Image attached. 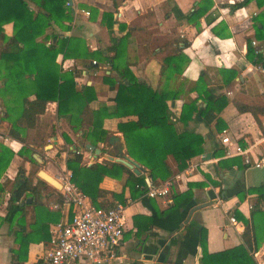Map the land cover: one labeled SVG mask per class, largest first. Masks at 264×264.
I'll use <instances>...</instances> for the list:
<instances>
[{"label":"crops","instance_id":"obj_1","mask_svg":"<svg viewBox=\"0 0 264 264\" xmlns=\"http://www.w3.org/2000/svg\"><path fill=\"white\" fill-rule=\"evenodd\" d=\"M199 1H202L204 11L197 19L199 27L196 30L195 24L186 20V17L197 7ZM237 1L239 0H66L67 4L64 3V11L71 18L68 22L69 28L64 31L56 30L61 35L73 34L81 37L89 50L96 51V54L85 58L65 57L59 51L54 60L61 70L74 72L76 87L87 84L93 88L94 97L87 103L90 109L102 105L110 108L114 103L116 82L110 83L105 79L108 78L105 74L114 79L118 78V74L102 57L113 53L108 49L109 36L119 38L126 35L122 63L126 61L131 73L151 86L182 88L178 98L167 100L168 119L174 123L176 130L185 127L204 137L203 151L191 156L185 167L177 170L172 156L167 155L166 161L173 173L163 180L152 181L155 184L168 181L170 190L172 187L178 192H187L188 189L191 192V198L180 211V226L175 231L167 232L157 226L137 230L143 223L150 221L151 209L157 214L167 209L172 201L169 192L151 197V200L143 203L140 197L128 196V188L123 185L125 173L118 178L102 176L98 185L108 192L100 198L113 200L114 197L109 191L120 192L125 197L122 202L124 207L122 237L118 247L119 261L112 264H200L201 249L196 242V233L201 225L205 228V247L209 252L230 247L240 241L243 224L232 210L236 208L238 212L248 216L255 194L246 193L240 200L236 194L247 185L264 180V97L255 101L256 95L264 93V64L261 61L253 62L245 55L246 47L249 46L254 54L260 56L259 59L264 60V39L254 34L255 27L264 28V5H257L255 0H249L242 5L233 6ZM113 16L115 21H112ZM110 19L112 22L108 27L107 22ZM2 28L9 35L11 22H4ZM50 29L52 27L46 28L45 32L48 33ZM177 37L188 39V44L181 48V53L187 60L179 73H173L166 79L163 73L166 70L163 57L169 49L171 51V45L165 46L164 42ZM229 68L235 70L230 79L227 71ZM199 75L205 86L227 99L217 112L224 122L221 130H216L214 120L207 125L201 118L198 107L204 105L205 100L200 97L197 98L198 109L191 118L184 125L177 122L181 103L196 95L194 90L187 88ZM234 99L259 107L257 115L260 126L250 111L236 109ZM3 109L0 98V142L13 152L0 175V264H33L39 259L43 262L42 254L49 238V227L62 221L64 212L60 206L56 219L50 211L54 207L46 204L51 198L50 191L42 190L21 197L19 204L23 206V212L12 221L2 218L6 212L10 183L17 174L18 167H22L26 173L30 165L25 154L17 153L23 142L8 134L7 122L1 119ZM134 118V115L105 116L101 120V127L107 130L108 135L119 137L123 144L122 151L128 157L130 156L125 151L123 135L117 129V123ZM40 125L39 134L36 136L31 130L26 139L27 143L25 142L33 150L31 155L38 163V169L42 168L51 175L63 168L68 169L65 158L69 155V149L80 152L82 163L114 160L116 149L107 143V138L92 144L99 148L98 152L86 147V143H91L82 136V129H73L64 117L57 115L55 101L46 103L44 112L40 114ZM63 135L69 138L71 144L64 140ZM223 135L245 148L250 157L260 160V164L242 167L232 165L231 168L215 171L214 165L219 158L236 157L243 162L241 155L225 153V145L220 141ZM215 141L222 150L218 156L211 154ZM206 152L208 157L204 156ZM140 167L142 170L141 165ZM204 173L216 180L217 185L209 182ZM220 174L228 182L225 186L223 175ZM34 180L35 176H32V182ZM201 180L205 182L204 185L188 188L189 183ZM198 203L204 204L192 210L185 219L188 209ZM41 204L49 210H42ZM261 206L264 208V202ZM229 213L236 218V226L228 222ZM16 231H19L22 240L27 241L25 257L22 260L13 258V250L18 245L15 241ZM152 231L155 234L149 233ZM252 256L257 264L264 261V239Z\"/></svg>","mask_w":264,"mask_h":264},{"label":"trees","instance_id":"obj_2","mask_svg":"<svg viewBox=\"0 0 264 264\" xmlns=\"http://www.w3.org/2000/svg\"><path fill=\"white\" fill-rule=\"evenodd\" d=\"M247 1L249 0H239L232 5H242ZM65 2L66 0H0V98L4 107L1 119L7 122L8 134L23 142L17 153L25 154L30 162L26 173L22 167H18L17 174L10 183L6 212L2 217L9 222L23 212V206L19 204L23 195H31L42 190L50 191L51 198L46 204L57 203V206L50 211L56 219L58 217L57 211L62 201L60 192L35 175L38 163L31 155L32 148L26 144L31 130L36 136L39 134L40 114L44 112L45 105L49 101H55L57 115L64 117L73 129L81 128L82 136L94 145L97 141H105L108 136L107 130L101 127L103 117L135 116L134 119L118 122L117 129L123 135L126 153L142 166L140 172L134 173L122 162L114 160L82 163L80 152L68 150L65 166L70 170V178L94 206L109 207L117 201H125V197H122L120 192L112 191L109 193L114 197L113 200L100 198L108 192L98 185L103 175L118 178L125 173L123 185L128 188V196L140 197L143 203H147L151 197L144 193V178L148 177L151 181L163 180L173 173L166 161L167 155L172 156L176 169L181 170L191 156L203 151L202 134L185 127L176 130L174 123L168 119L167 100L173 101L178 98L182 88L151 86L135 77L126 61L122 63L121 55L126 43V35H121L119 38L109 36L108 49L113 53L102 57L118 74L117 79L107 74L105 76L108 78L104 77L112 84L116 82L113 105L110 108L104 105L96 109L89 108L87 103L94 97L93 88L87 84L76 87L73 80L74 72L61 70L54 60L59 51L65 57L85 58L96 54V51L89 50L81 37L73 34L61 35L59 32L69 28L68 22L71 19L64 11ZM255 2L257 5H264V0H255ZM203 11L202 1H199L197 7L186 17V20L195 24L196 30L199 27L197 19ZM113 17L112 21H115V16ZM7 21L11 22L9 35L5 34L2 28V24ZM112 21L110 19L107 22L108 27ZM50 27L52 29L46 33L45 29ZM254 32L255 36L264 39V28L255 27ZM164 44L171 45V51L169 49L163 57L165 72L161 67V72L165 73V78L168 79L171 74L179 73L186 62L187 58L181 53V48L188 44V39L170 38ZM245 55L253 62L261 61V64H264V60L259 59L260 56L254 54L249 46L246 47ZM227 71L230 73L228 77L230 79L235 74V70L229 68ZM187 89L194 90L196 95L181 103L177 122L184 125L199 108L203 121L209 125L210 121L214 120L216 130H221L224 122L217 112L227 99L205 86L200 75ZM198 97L204 99L205 103L197 108ZM263 97L264 93L256 95L255 101ZM233 103L238 111H250L260 126L257 105L241 103L236 99ZM31 137L33 138L34 135ZM63 138L71 144L66 135H63ZM221 153L222 150L215 141L211 154L218 156ZM12 154V150L0 142V175ZM232 165L242 167L248 164L236 157H223L216 161L214 169L219 171L218 169L231 168ZM32 176H35L34 182ZM204 176L213 185H217L218 182L208 174L204 173ZM204 184L202 180L191 182L188 188ZM246 193L255 194L248 216H244L236 208L232 210L235 217L243 224L240 241L237 244L209 252L205 247V228L201 225L197 229L196 242L201 249L200 264H257L252 253L264 239V208L261 206L264 202V180L247 185L236 195L240 200ZM169 196L172 201L167 209L158 214L151 209L150 221L143 223L137 230L157 226L171 232L179 228L180 211L191 198V192L189 189L187 192H178L171 187ZM41 207L42 210L43 208L49 210L44 204H41ZM18 232H15V241L18 245L13 250L15 252L13 258L22 260L25 257L27 241L22 240ZM149 233L155 234L153 231ZM33 264H43V262L39 259ZM261 264H264V261Z\"/></svg>","mask_w":264,"mask_h":264},{"label":"built area","instance_id":"obj_3","mask_svg":"<svg viewBox=\"0 0 264 264\" xmlns=\"http://www.w3.org/2000/svg\"><path fill=\"white\" fill-rule=\"evenodd\" d=\"M220 141L225 145V153L239 154L247 164H260L259 159L250 157L245 148L227 135L221 136ZM53 176L60 183L58 190L64 218L49 227V238L42 254L43 264H112L119 261L124 203L117 201L109 207L94 206L71 180L69 169L63 168ZM144 181L147 196H162L169 192L168 181L160 184L148 178ZM51 206L56 207L57 203ZM227 220L236 226L233 214H227Z\"/></svg>","mask_w":264,"mask_h":264},{"label":"water","instance_id":"obj_4","mask_svg":"<svg viewBox=\"0 0 264 264\" xmlns=\"http://www.w3.org/2000/svg\"><path fill=\"white\" fill-rule=\"evenodd\" d=\"M107 143L109 145H111L113 148L116 149V152L114 154V157L113 159L116 160V161H119V162H122L124 165H126L127 167L131 168V170L134 172V173H138L140 170H141V167L140 165L135 162L134 160H132L130 157H128L122 150H123V144L119 141V137L117 135H114V134H109L108 137H107ZM86 147H89V148H92L95 152H98L99 151V148L98 147H94L92 144H89V143H86L85 144ZM208 152H206L204 154V156L208 157ZM34 156L36 157V159H39L37 154H34ZM109 158H112V156H108ZM238 174V173H237ZM36 175L38 177H40L41 179H43L45 182H47L49 185H51L52 187L56 188V189H59L60 188V183L59 181L51 174H49L47 171H45L44 169L42 168H39L37 169L36 171ZM221 176L223 174H220ZM222 180H223V183L225 186L227 180L225 178V176L223 175L222 176ZM223 191V190H221ZM29 199V198H27ZM28 201V200H26ZM206 203V202H204ZM204 203H198V204H194L192 205L189 209H188V212H187V215H186V218H188L189 214L191 213L192 210L200 207L201 205H203Z\"/></svg>","mask_w":264,"mask_h":264}]
</instances>
